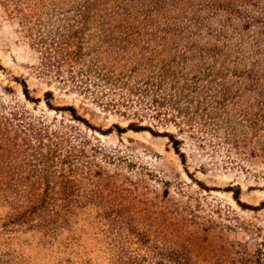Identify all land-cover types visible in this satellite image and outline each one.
Instances as JSON below:
<instances>
[{
  "label": "rangeland",
  "instance_id": "1",
  "mask_svg": "<svg viewBox=\"0 0 264 264\" xmlns=\"http://www.w3.org/2000/svg\"><path fill=\"white\" fill-rule=\"evenodd\" d=\"M263 22L264 0H0V94L47 122L66 118L46 109L42 95L50 91L52 107L72 106L93 128L78 126L90 145L99 146L96 152L114 156L90 158L99 181L81 179L77 169L64 193L58 185L47 191V197L71 200L76 222L54 239L13 222L24 205L20 193L29 186L42 193L52 187L50 179L29 172L16 186V199L0 196V264H156L154 254L170 253L188 264H264ZM58 25L73 33L71 50H80L73 66L91 74L101 101L58 91L36 77L29 28ZM22 84L39 102L23 99ZM130 93L135 108L137 95L176 99L219 138V153L211 158L186 144L183 167L165 138L117 133L114 125L125 129L135 122L128 113L134 108L117 113L98 104H121ZM157 131L175 133L172 125ZM226 149L239 163L225 162ZM133 256L144 261L127 259Z\"/></svg>",
  "mask_w": 264,
  "mask_h": 264
},
{
  "label": "trees",
  "instance_id": "2",
  "mask_svg": "<svg viewBox=\"0 0 264 264\" xmlns=\"http://www.w3.org/2000/svg\"><path fill=\"white\" fill-rule=\"evenodd\" d=\"M251 1L241 0L244 3ZM13 11L21 12L20 9ZM262 25L263 32L260 33L264 34V22ZM28 32L30 46L38 54L37 78L43 80L48 86L52 83L58 91L82 96L83 100L101 101L103 91L97 90V84L90 80L91 74L87 70L73 66L80 60V50L76 47L71 50L74 40L69 26L58 25L51 30L42 32L32 26ZM249 77L251 75L247 76V78ZM21 91L24 100L32 103L39 102L37 99L32 100L28 97L24 84H22ZM97 92L101 95L98 96ZM131 95L134 94L130 93V96L127 95L125 100L121 96V104L100 103L98 105H103L100 107L103 110L114 109L117 113H120L121 109L130 110L133 107L132 100H130ZM141 96L137 95L139 99L134 102L136 108L133 107L134 110L128 112L135 122L128 123L125 129L114 125L112 128L117 133L129 130L133 133L147 132L153 137L165 138L167 146L183 167L186 162V154L181 150L186 144L195 148L199 154L211 158L219 153L221 144L219 138L208 131L204 125H199L194 120L193 113L188 116V113L178 106L176 99L171 100L164 95ZM256 96L261 99L263 97L262 90L257 91ZM5 97L4 94H0V196L7 201L5 198V192H7L16 199L20 191L16 186L20 185L21 180L29 178V172H35L38 180L50 179L52 187L45 186L40 189L42 193H35L31 186L27 188L26 192L23 190L24 192L20 193L24 196V205L20 207L21 210L15 212L13 222L15 226L23 227L24 230L43 229L45 234H50L54 239L61 232H68L76 222L70 218L71 211L68 210L71 200L65 202V200H58L55 197L54 199L47 197V191L49 190L51 194L53 187L58 185L61 192L64 193L66 185L75 179L77 169L80 171L81 179L96 178L99 181L102 176L95 177L93 175V168L96 166L91 163L90 158L100 155L99 160L105 161L114 156L96 152L99 146L90 145L87 136L81 132L78 126L81 125L86 130L93 128L76 114L72 106L52 107L49 103V100L53 98L50 91H45L42 95L46 109L52 110L54 113L66 112V118L58 115L59 119L55 116L47 122L46 117L42 114H34L23 108L14 98L4 99ZM263 110L259 108V111ZM261 117H264V114ZM143 120H146L148 124L140 126V122ZM167 125H172L175 133L165 131L158 133L159 128ZM235 149L233 146L231 151ZM231 151L224 150L225 162L239 163L241 158L234 157ZM26 166L25 170L20 169ZM237 168L241 171L245 169L243 166ZM201 170L203 169L201 168ZM185 173H187L186 170ZM57 194L58 191L54 193V195ZM235 195L236 193H233L235 203L242 209L246 207L238 202ZM175 255L170 253L164 257L154 254L153 258L169 261L170 264H188L184 258ZM138 257L142 259L141 256L128 257L127 259L134 261L139 260ZM142 261L144 260L142 259ZM160 261L156 264H160Z\"/></svg>",
  "mask_w": 264,
  "mask_h": 264
}]
</instances>
